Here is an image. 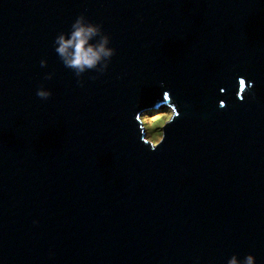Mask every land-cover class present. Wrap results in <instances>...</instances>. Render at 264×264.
<instances>
[{
    "label": "water",
    "instance_id": "95a60500",
    "mask_svg": "<svg viewBox=\"0 0 264 264\" xmlns=\"http://www.w3.org/2000/svg\"><path fill=\"white\" fill-rule=\"evenodd\" d=\"M81 15L116 54L78 74ZM235 254L264 264V0H0V264Z\"/></svg>",
    "mask_w": 264,
    "mask_h": 264
},
{
    "label": "clouds",
    "instance_id": "9594fccd",
    "mask_svg": "<svg viewBox=\"0 0 264 264\" xmlns=\"http://www.w3.org/2000/svg\"><path fill=\"white\" fill-rule=\"evenodd\" d=\"M100 32L101 27L99 25L88 22L81 15L72 24L70 33L60 34L56 37L55 51L63 59L65 65L75 69L78 74L87 69L95 68L102 60L111 58L116 54L115 49L108 47L110 38L106 35L98 44L93 45L90 43ZM46 64V59L41 61L42 67ZM105 68H107V65H105ZM51 78L52 76L49 74L48 79ZM52 94L51 90L44 87H41L37 91V95L43 99L51 97ZM179 115L178 109L174 106L170 113L156 115L151 118L145 116L143 118V124L148 129V136L145 137L144 135V143L151 145L153 150L160 147L166 138L163 132L157 131V129L165 122L173 120V118H178ZM136 120L140 124L141 116L139 114L136 115ZM227 264H257V257L249 254L242 260L238 254H235L228 259Z\"/></svg>",
    "mask_w": 264,
    "mask_h": 264
},
{
    "label": "rangeland",
    "instance_id": "374dc122",
    "mask_svg": "<svg viewBox=\"0 0 264 264\" xmlns=\"http://www.w3.org/2000/svg\"><path fill=\"white\" fill-rule=\"evenodd\" d=\"M170 112H171V109H169V108H160V109H156V110L155 109L154 110H148L147 112L143 113V115L151 118V117H154L156 115H163L164 113H170ZM143 115H141L142 121H143ZM165 124H166V122L160 128H158L157 131L163 132L162 128ZM145 132L147 134L146 136H148V129L146 127H145Z\"/></svg>",
    "mask_w": 264,
    "mask_h": 264
},
{
    "label": "trees",
    "instance_id": "16d2710c",
    "mask_svg": "<svg viewBox=\"0 0 264 264\" xmlns=\"http://www.w3.org/2000/svg\"><path fill=\"white\" fill-rule=\"evenodd\" d=\"M145 117V115H143V118Z\"/></svg>",
    "mask_w": 264,
    "mask_h": 264
}]
</instances>
